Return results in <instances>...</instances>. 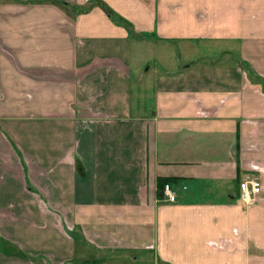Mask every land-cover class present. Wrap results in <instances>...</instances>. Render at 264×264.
I'll return each instance as SVG.
<instances>
[{
    "label": "crops",
    "instance_id": "obj_1",
    "mask_svg": "<svg viewBox=\"0 0 264 264\" xmlns=\"http://www.w3.org/2000/svg\"><path fill=\"white\" fill-rule=\"evenodd\" d=\"M0 264H264V0H0Z\"/></svg>",
    "mask_w": 264,
    "mask_h": 264
},
{
    "label": "built area",
    "instance_id": "obj_2",
    "mask_svg": "<svg viewBox=\"0 0 264 264\" xmlns=\"http://www.w3.org/2000/svg\"><path fill=\"white\" fill-rule=\"evenodd\" d=\"M261 189L259 179L253 175H246L239 183L240 200L245 204H252L256 201L257 195ZM161 202L173 203L176 195L170 184H165L162 188Z\"/></svg>",
    "mask_w": 264,
    "mask_h": 264
},
{
    "label": "rangeland",
    "instance_id": "obj_3",
    "mask_svg": "<svg viewBox=\"0 0 264 264\" xmlns=\"http://www.w3.org/2000/svg\"><path fill=\"white\" fill-rule=\"evenodd\" d=\"M225 50V46L221 43L215 44V46L211 48H208L207 50L201 49V47L198 48L199 52V62L202 63H210L214 62V64H218L220 62L225 61L226 59L222 56V52ZM172 55V61L178 57V50L173 47V48H168L167 49V56H168V62H170L169 55ZM223 58V59H222Z\"/></svg>",
    "mask_w": 264,
    "mask_h": 264
},
{
    "label": "trees",
    "instance_id": "obj_4",
    "mask_svg": "<svg viewBox=\"0 0 264 264\" xmlns=\"http://www.w3.org/2000/svg\"><path fill=\"white\" fill-rule=\"evenodd\" d=\"M166 183H167V182H166ZM164 185H165V183L163 184V186H164ZM163 186H162V187H163Z\"/></svg>",
    "mask_w": 264,
    "mask_h": 264
}]
</instances>
